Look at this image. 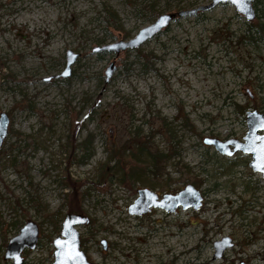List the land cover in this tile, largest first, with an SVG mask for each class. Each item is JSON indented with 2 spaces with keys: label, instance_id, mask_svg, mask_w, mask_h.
Masks as SVG:
<instances>
[{
  "label": "rangeland",
  "instance_id": "1",
  "mask_svg": "<svg viewBox=\"0 0 264 264\" xmlns=\"http://www.w3.org/2000/svg\"><path fill=\"white\" fill-rule=\"evenodd\" d=\"M212 1L0 0V114L10 117L0 264H13L7 244L29 220L40 234L23 264H52L73 191L92 219L77 230L94 264H264V175L251 155L228 158L204 142L241 138L247 113L264 114V0L252 1L251 20L221 1L138 48L93 51ZM67 50L80 56L57 77ZM187 184L202 192L200 209L130 214L139 189L176 194ZM225 237L233 246L215 258Z\"/></svg>",
  "mask_w": 264,
  "mask_h": 264
},
{
  "label": "water",
  "instance_id": "2",
  "mask_svg": "<svg viewBox=\"0 0 264 264\" xmlns=\"http://www.w3.org/2000/svg\"><path fill=\"white\" fill-rule=\"evenodd\" d=\"M229 1L236 6L237 10L245 14L248 19H253L254 9L251 5L253 0H213L211 4L194 8L191 10H183L179 12H171L159 15L156 20L142 28L135 36L129 39H120L119 41L99 47H95L93 51H114L116 56L121 51L127 49H134L141 46L149 38L155 36L164 30L175 18L195 14L199 10L209 9L214 7L218 2ZM80 54L73 50L66 52V66L61 74L57 77L67 78L72 75V66L75 64ZM117 70L116 58L107 66L105 70V83H108ZM248 131L243 143H238L237 139H229L227 141L219 138L206 137L204 142L209 145H215L221 153H226V147L229 143H234L236 149H241L244 153L252 155L250 163L255 172H262L264 175V160L261 159L259 146L264 144V140H259L257 137L264 136V114L258 110L248 112ZM10 117L7 113L0 114V150L9 133ZM262 131L263 133H259ZM203 204V195L194 185L187 184L185 188L180 190L177 194H164L159 199L156 192L149 188H142L138 191V198L133 204L129 206L130 214L144 215L151 211L153 207L162 208L168 212H175L180 206L184 210L194 208L200 209ZM90 223V217L69 212L66 214L62 223V230L60 235L53 240L54 246V260L52 264H94L91 262L82 248L80 233L77 230L78 225ZM40 227L39 225L29 220L20 230L19 234L10 239L7 244L4 259L12 260L13 264H23V252L26 249L34 250L37 248L39 241ZM63 242H68L67 244ZM104 248H107L106 241L103 240ZM233 246L232 241L225 237L221 241L215 242V258H221L227 248ZM5 264V263H1Z\"/></svg>",
  "mask_w": 264,
  "mask_h": 264
},
{
  "label": "flooded vegetation",
  "instance_id": "3",
  "mask_svg": "<svg viewBox=\"0 0 264 264\" xmlns=\"http://www.w3.org/2000/svg\"><path fill=\"white\" fill-rule=\"evenodd\" d=\"M247 120H248V113H247V117H246V122H247ZM247 126H248V123H247ZM248 131V130H247ZM259 133H263L262 131H259ZM246 134H247V132L241 137V138H237V137H228V138H226V139H223V140H225V141H227V140H229V139H237L238 140V143H243L244 141H245V136H246ZM211 138H219V139H222L221 137H211ZM205 140V139H204ZM206 145H208L209 147H213V149L218 153V154H220V155H222V156H225V157H228V158H233V157H235L236 155H238L239 153H244V151L243 150H241V149H236L235 148V144L234 143H229L228 144V146L225 148L226 149V153H221L218 149H216V147H215V145H209V144H207V143H205ZM248 154V153H247ZM249 155H251V154H249ZM252 156V155H251ZM140 190V189H139ZM138 190V191H139ZM157 193V192H156ZM178 193V192H177ZM176 193V194H177ZM202 193V192H201ZM158 194V196H159V199H161L163 196H164V194L163 195H160L159 193H157ZM165 194H172V193H165ZM203 195V194H202ZM154 209H162V208H158V207H153L152 209H151V211L149 212V213H151ZM179 209H183L182 207H178L177 209H176V211L175 212H171V213H176ZM164 210V209H163ZM164 211H166V210H164ZM166 212H168V211H166ZM78 214H82V213H78ZM148 214V213H147ZM136 215V214H135ZM145 215V214H144ZM140 216V215H139ZM141 216H143V215H141ZM91 218H90V222H91ZM89 224V223H88ZM60 235V234H59ZM58 235V236H59ZM82 242V241H81ZM103 244V243H102ZM106 245H107V242H106ZM103 246H104V244H103ZM82 248H83V243H82ZM55 249V248H54ZM106 249V248H105ZM84 250V249H83ZM85 251V250H84ZM53 256H54V253H53ZM54 260V259H53Z\"/></svg>",
  "mask_w": 264,
  "mask_h": 264
},
{
  "label": "trees",
  "instance_id": "4",
  "mask_svg": "<svg viewBox=\"0 0 264 264\" xmlns=\"http://www.w3.org/2000/svg\"><path fill=\"white\" fill-rule=\"evenodd\" d=\"M77 145H78V147L80 146L84 150V154L81 156V159H80V160H82V162H84L83 160L85 158L88 159L91 156V147H90L91 146V140L79 142ZM85 151H87L86 154H85ZM121 152L122 151H120V150L114 151L115 156L118 158V161L122 160ZM69 203H70V206H69L68 212L81 213V209L79 206V200H77V196L75 194V191H73V195H72V198H71Z\"/></svg>",
  "mask_w": 264,
  "mask_h": 264
},
{
  "label": "snow or ice",
  "instance_id": "5",
  "mask_svg": "<svg viewBox=\"0 0 264 264\" xmlns=\"http://www.w3.org/2000/svg\"><path fill=\"white\" fill-rule=\"evenodd\" d=\"M257 139H259V140H264V136H261V137H257ZM254 151H259V153H260V157H261V159L262 160H264V144H262V145H260L259 146V149H253ZM63 243H65V244H67L68 242H63Z\"/></svg>",
  "mask_w": 264,
  "mask_h": 264
}]
</instances>
